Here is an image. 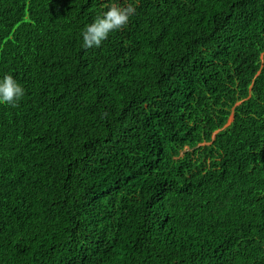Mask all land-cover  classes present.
Returning a JSON list of instances; mask_svg holds the SVG:
<instances>
[{
  "label": "trees",
  "instance_id": "obj_1",
  "mask_svg": "<svg viewBox=\"0 0 264 264\" xmlns=\"http://www.w3.org/2000/svg\"><path fill=\"white\" fill-rule=\"evenodd\" d=\"M5 73L0 264H264V0H0Z\"/></svg>",
  "mask_w": 264,
  "mask_h": 264
},
{
  "label": "clouds",
  "instance_id": "obj_2",
  "mask_svg": "<svg viewBox=\"0 0 264 264\" xmlns=\"http://www.w3.org/2000/svg\"><path fill=\"white\" fill-rule=\"evenodd\" d=\"M135 13L136 7L133 3L127 6H121L118 2L110 4L107 10L100 12L81 30L82 47H101L111 33L124 29ZM25 95V87L14 74L0 75V105L18 107Z\"/></svg>",
  "mask_w": 264,
  "mask_h": 264
}]
</instances>
